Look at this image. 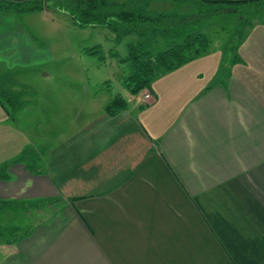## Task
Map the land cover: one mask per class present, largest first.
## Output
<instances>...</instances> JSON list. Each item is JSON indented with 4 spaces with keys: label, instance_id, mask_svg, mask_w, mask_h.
I'll return each instance as SVG.
<instances>
[{
    "label": "crops",
    "instance_id": "obj_1",
    "mask_svg": "<svg viewBox=\"0 0 264 264\" xmlns=\"http://www.w3.org/2000/svg\"><path fill=\"white\" fill-rule=\"evenodd\" d=\"M248 23L228 68L191 62L142 92L147 103L122 96L115 116L104 104L70 126L36 173L11 165L0 200L58 208L31 214L0 245L3 262L264 264V18ZM46 50L18 15L0 14L2 69L16 51L22 68Z\"/></svg>",
    "mask_w": 264,
    "mask_h": 264
},
{
    "label": "rangeland",
    "instance_id": "obj_2",
    "mask_svg": "<svg viewBox=\"0 0 264 264\" xmlns=\"http://www.w3.org/2000/svg\"><path fill=\"white\" fill-rule=\"evenodd\" d=\"M69 4L70 1H66L60 5ZM144 5V12L152 15L186 17L201 12L179 0H149ZM258 5H224L220 7L223 10L214 16L196 21L190 31L204 36L207 47L193 65L201 66L211 62V57L218 56V68H228L234 57L231 47L239 44V35L242 36L245 27H248L243 25L245 19L242 18H248V22L253 23L264 18V4ZM48 6L50 12L44 14L16 15L30 31L34 44L43 50L47 49L49 53L41 52L38 63L31 59L32 56L22 58L23 63L29 65L20 68L16 67L18 63L13 59L18 54L16 51L13 57H7L5 70L0 66V98L4 100L1 92L6 91L16 95V102L21 104L15 112V103L5 104L7 115L2 110L0 133L4 137L0 138V168L4 165L11 166L12 160L18 159L26 149L35 151L40 157L36 162L38 168L45 167L43 160H46L47 152L62 134L70 130V126L79 125L86 115L98 113L101 106L118 96L132 100L122 79L128 73L126 42L133 38L115 42L110 32L100 28H73L69 12L59 10L58 4L53 2ZM208 7H201L203 14L208 15L207 10L214 8ZM105 38L110 41L104 40ZM95 47L101 48L96 55L85 53L86 49ZM166 48L167 45L160 40L158 45L153 46L152 52L155 54ZM34 63L37 65H30ZM151 88L152 85L150 90ZM137 97L140 100L142 93ZM70 118L78 120L72 122ZM41 151L44 152L40 155ZM32 165L33 163L30 166L34 167ZM9 168L7 174L12 178ZM28 172L30 173L29 170ZM57 208L58 205L46 201L27 205L24 209L18 207L14 210H0V230L6 233L4 237L0 233V245L7 244L9 240H13L12 244H15L12 232L16 228L17 233L26 229L32 223L31 214L49 213ZM3 259L0 255V264H5Z\"/></svg>",
    "mask_w": 264,
    "mask_h": 264
},
{
    "label": "trees",
    "instance_id": "obj_3",
    "mask_svg": "<svg viewBox=\"0 0 264 264\" xmlns=\"http://www.w3.org/2000/svg\"><path fill=\"white\" fill-rule=\"evenodd\" d=\"M70 1L69 5H60L63 2ZM149 0H0V12L8 14H32L42 11H48V4L53 2L58 4V9L69 12L72 17L74 28L85 30L88 28H105L115 38V41H121L125 38L132 37L126 42L128 53L127 67L128 73L123 77L122 83L128 93L137 97L144 91H150V86L161 76L172 73L179 68L195 61L201 56V52L207 47L204 36L198 32L190 31L192 25L199 20L214 16L221 6H245L250 4H264V0L249 1H232V0H179L181 3L189 4L194 7L196 12L186 17H175L169 15H152L144 12V4ZM143 3V5H139ZM214 6L208 15L203 14L201 7ZM236 13V9L233 10ZM264 13V10H263ZM242 25V23H241ZM245 32L239 35V44L231 47L236 51L238 46L247 34L250 27L245 21ZM162 40L167 48L153 54L152 48L158 45ZM101 48L86 49L88 55H96ZM4 97L0 98V107L7 115L6 105L14 104V112L20 107L16 102V95L9 92H1ZM143 95V94H142ZM127 107V102L118 96L104 106V112L109 116H115L119 111ZM44 151H41L40 155ZM40 157L35 151L24 150L22 155L13 160L12 164H23L29 171L35 172L39 165L36 162ZM33 160V161H32ZM33 163L34 167H31ZM30 164V165H29ZM32 165V166H33ZM9 165L0 168V179H9L7 169ZM32 170H31V169ZM35 169V170H34ZM27 206L18 204L15 201L0 200V210ZM22 231V230H21ZM18 228L12 232L15 243L24 233H17ZM1 236L6 233L1 229ZM11 239V238H10ZM13 240L7 242L12 244Z\"/></svg>",
    "mask_w": 264,
    "mask_h": 264
},
{
    "label": "built area",
    "instance_id": "obj_4",
    "mask_svg": "<svg viewBox=\"0 0 264 264\" xmlns=\"http://www.w3.org/2000/svg\"><path fill=\"white\" fill-rule=\"evenodd\" d=\"M150 99L149 93H145L142 95V98L140 99L143 103H147Z\"/></svg>",
    "mask_w": 264,
    "mask_h": 264
}]
</instances>
